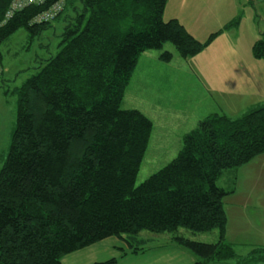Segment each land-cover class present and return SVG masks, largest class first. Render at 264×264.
Instances as JSON below:
<instances>
[{
    "label": "trees",
    "instance_id": "trees-1",
    "mask_svg": "<svg viewBox=\"0 0 264 264\" xmlns=\"http://www.w3.org/2000/svg\"><path fill=\"white\" fill-rule=\"evenodd\" d=\"M12 1L0 0V59L19 29L32 39L54 21L65 24L57 53L14 90L17 122L0 170V264H62L110 237L127 243L123 255L138 253L164 236L169 243L154 247L186 248L193 264H264V246L244 254L226 238L224 198L234 189L217 183L264 154V104L234 118L208 115L184 135L177 157L136 185L154 123L123 100L141 55L169 42L187 58L219 33L203 43L177 18L165 20L169 0H64L44 23L33 21L57 0L7 19ZM253 52L264 56V39ZM173 56L166 49L160 58ZM215 229L216 242L188 236Z\"/></svg>",
    "mask_w": 264,
    "mask_h": 264
},
{
    "label": "rangeland",
    "instance_id": "rangeland-1",
    "mask_svg": "<svg viewBox=\"0 0 264 264\" xmlns=\"http://www.w3.org/2000/svg\"><path fill=\"white\" fill-rule=\"evenodd\" d=\"M171 18H177L203 43L212 34H219L194 56L182 57L168 42L163 50L173 51L171 61L160 63L146 55L140 58L126 89L123 107L137 106L135 109L146 113L161 108L170 117L163 130V135L168 136L163 143L156 144L161 129L153 128L136 185L177 157L183 147L180 132L191 131L196 122L210 114L224 113L234 118L253 106L264 104V56L257 58L253 52L254 44L264 39V0H169L164 19ZM64 24V21H54L50 28L32 39L28 30L21 28L1 46L0 64L4 73L0 77V170L17 122L18 97L14 90L37 71L41 60L57 53ZM158 51L161 50L148 53ZM150 118L157 125L158 118ZM178 145L180 148L174 149ZM167 150L170 151L167 153ZM217 183L234 189L224 198L228 217L226 238L233 240L234 247L241 253L247 254L257 245L242 235L251 232L250 236L256 238L258 230L264 233V154L237 170L225 171ZM188 236L212 243L218 240L219 230ZM164 237H155L146 248L168 244L169 238ZM100 245L101 248L96 246L86 253L94 259L91 263L109 260L114 256L112 252L119 251L120 247L129 249L127 243L117 237Z\"/></svg>",
    "mask_w": 264,
    "mask_h": 264
},
{
    "label": "crops",
    "instance_id": "crops-1",
    "mask_svg": "<svg viewBox=\"0 0 264 264\" xmlns=\"http://www.w3.org/2000/svg\"><path fill=\"white\" fill-rule=\"evenodd\" d=\"M170 51H172V50H170ZM148 52L149 51L143 53L141 55V57L146 55L148 58H152L156 62L159 61L160 63H164V61L161 60V58H160L163 51H160V52L158 51V53H148ZM138 64H139V61H138ZM138 64H137V66H138ZM137 66H136V68H137ZM238 95H241V93H238ZM135 107H137V106H134V108ZM136 109H138V108H136ZM141 111L144 114H146L147 116L150 115V117L155 116L158 118V123H157V125L154 123V127H158L159 130L161 129V134L157 137V143L156 144H161L165 140H167L168 136L163 135V130L165 128H167V122H168L167 119H169L168 117H170L169 114L165 110H162L161 108H159L157 111H154V110H149V112L147 111V113H149V114H147L143 110H141ZM198 122L195 123L192 130L197 126ZM186 133L187 132H183V131L180 132L181 139L184 138V135ZM159 148H163V147L160 146ZM179 148H180V145H178L174 149H179ZM170 150H172V149H170ZM170 150H167L166 152L168 153ZM179 151H181V150H179ZM248 199H250V198H248ZM253 233H255V232H253ZM251 234H252L251 232H247L246 234L242 235V237H245L244 239L251 241V243H253L254 245H257V246H261L262 244H264V241L262 240V238H264V233H261L258 230L256 232V234H257L256 238H252L250 236ZM111 238H113V237L107 238V239L100 241L96 244H93L89 247H86L84 249H81V250H78L74 253L66 255L62 260V264H89V263H91V261H93L94 259H90L86 253L87 252L89 253L90 250H92L93 248H97V247L101 248L100 244L108 242V240H110ZM250 239H253V240H250ZM228 241L231 243H234L233 240L228 239ZM213 242H216V240H214ZM119 249H120L119 251H116V252L113 251L111 254V255H114V256H111V258H118V262L116 264H193L196 261V256L191 251H189L186 248H183L179 245H175V244H170V245L161 246V247H153L147 251H142V252H138V253H128L126 255H123V254L125 251H128L129 249H127V250L123 249L122 250L121 247ZM100 250L102 251V249H100ZM101 261H106V260L101 259V260H96L95 262H101ZM95 262H93V263H95ZM93 263H91V264H93ZM225 264H228V263H225Z\"/></svg>",
    "mask_w": 264,
    "mask_h": 264
},
{
    "label": "built area",
    "instance_id": "built-area-1",
    "mask_svg": "<svg viewBox=\"0 0 264 264\" xmlns=\"http://www.w3.org/2000/svg\"><path fill=\"white\" fill-rule=\"evenodd\" d=\"M48 0H13L11 7L6 15L7 19L12 18L15 13L27 6L30 5H42L45 4ZM65 6L64 0H57L52 5L48 7L45 11L40 13L34 18V23H44L51 22L55 20L60 13L63 11ZM2 74V67L0 64V76Z\"/></svg>",
    "mask_w": 264,
    "mask_h": 264
}]
</instances>
